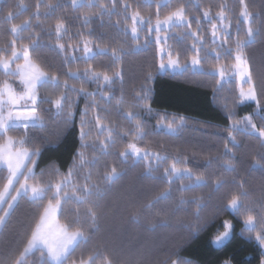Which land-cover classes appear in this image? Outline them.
<instances>
[{
	"label": "trees",
	"instance_id": "16d2710c",
	"mask_svg": "<svg viewBox=\"0 0 264 264\" xmlns=\"http://www.w3.org/2000/svg\"><path fill=\"white\" fill-rule=\"evenodd\" d=\"M37 0H0V47H4L12 39L10 33L11 24L7 21L8 11L14 14L12 23L22 25L23 21L33 16ZM42 3L61 5L51 14L45 17V10L41 9V19H32V29L22 33L23 42L28 44L30 36H38L35 51L31 52L34 59L50 73L57 74L61 82L67 78L66 73L71 67L83 72L87 66L85 59L75 56L70 58L57 47L54 29L57 19H63L67 28V35L59 42L73 45L81 40H90L93 48L99 50L93 59L88 60L95 69L115 70L122 68L123 84L117 82L112 88L110 104L102 105L107 109L106 121L114 127L113 139L115 145L108 149V154L100 152L96 139L97 129H92L85 155L90 167L80 172V182L89 171L93 173V181L101 180L105 167L115 164L122 175L114 183L103 185L102 198L93 196L90 200L98 204V220L93 235L87 244H81L75 253V258L83 257L96 252L110 256L117 264H166L171 259H183L189 264H259L262 249L254 239L244 231L243 210L236 214L231 210H225L227 199L232 194L240 191L238 185L243 183L244 190L248 193L245 201L249 207L259 211V205L264 203V147L258 132H238L236 146L233 154L225 155L224 144L228 142L227 129L230 126L228 109L235 113V119H241L245 115H253L257 127L264 126L255 110V103H243L238 101L237 84L234 80L217 84L218 76L212 71L220 65H231L232 58L223 57L219 63L215 54H210L211 43L210 25L202 19L204 8H211L212 14L226 8V14L232 21L230 43L234 46L237 37V20H239V35L245 36L246 26L239 15L241 11L240 0H169L170 7L161 8V16L174 9L181 3L186 5L190 17H201V32L205 43L200 56L204 63L202 71H191L189 68L180 73L159 72V59L157 47L154 41H149L146 46L137 47L131 39L129 29L125 34V28L131 24V20L125 24L123 9L117 0L116 14H105L102 17L92 15L90 21L85 24L82 13H95L98 8H78L73 10L71 0H41ZM109 3V0H103ZM23 3L26 7L20 8ZM135 8L139 6L140 12L147 17L149 13L154 15L155 0L152 7L146 6V0H129ZM198 4L199 7L193 5ZM249 12L253 15V27L259 28L255 36V42L245 48L250 66L257 82L264 81V0H245ZM120 24L117 25V21ZM196 25L193 23V29ZM188 30L176 27L169 31L168 47L173 57L178 53L181 65L188 64L191 60L192 40L187 35ZM142 39V38H141ZM96 44L100 48H96ZM141 45V40H140ZM123 46L125 54L122 61L116 65L110 51L101 52L100 49H111ZM32 45H30V48ZM153 74L149 82L151 88L149 103L152 111L136 109L140 120L145 126V138L135 141L142 148L151 152H159L162 156L186 161L187 167L193 172L203 173L207 186L195 188L191 192L184 193L189 203L179 205L180 193L175 191L179 182L172 185L173 198L158 205L155 209H146L144 206L153 200L167 187L163 178V167L154 172L153 177L146 175V163L143 160H135L134 157L121 163L118 153L131 138L124 136L126 130L133 128L120 114V107H126L135 103V93L145 83L148 73ZM3 76L0 74V80ZM14 82V81H13ZM69 83L80 82L69 80ZM16 85V83H14ZM51 89L56 87L49 84ZM84 87L89 92H96L97 85L88 80ZM58 93L61 89H55ZM71 95V94H70ZM44 95L41 94L43 98ZM123 96L124 105H118ZM76 100L74 108L75 116L71 124L65 122L64 115H57L56 109L48 103H38L39 115L43 120L42 128H32L29 136L41 147L39 157V169H48L55 165L61 172H67L72 164V157L80 149L79 122L80 112L86 101L83 96H72ZM99 100V97H97ZM264 103V99H262ZM101 115H105L101 113ZM186 117V123L177 133L158 129L161 119L171 120L173 117ZM243 127V125H241ZM24 129H16L10 135L19 137ZM99 139H104L100 136ZM232 146L231 144L229 145ZM232 159L235 171L225 170L224 160ZM96 160L94 167L91 166ZM211 161V163H209ZM99 174V175H98ZM223 181V186L216 191V181ZM193 197L203 198V209L200 212V220L197 221L196 206L191 203ZM89 204L77 205L68 203L65 212L79 207L83 213ZM38 212V206L28 199H20L18 206L12 212L7 225L0 228V264H10L25 243V237L29 233L33 219ZM228 220L232 224L231 235L220 246H214L213 240L218 232H223V222ZM199 225L198 230L195 227ZM27 264H41L39 251L34 250L27 257ZM99 264V262H97Z\"/></svg>",
	"mask_w": 264,
	"mask_h": 264
},
{
	"label": "snow or ice",
	"instance_id": "6c2138e0",
	"mask_svg": "<svg viewBox=\"0 0 264 264\" xmlns=\"http://www.w3.org/2000/svg\"><path fill=\"white\" fill-rule=\"evenodd\" d=\"M119 4L125 15V24L129 19L131 20L128 28H130L132 42L137 47L141 46V32H145L144 46L149 42L148 37L154 36L158 53L161 56L158 70L166 71L169 68L178 69L182 67L178 53L174 58L173 53L169 50L167 63H165L163 55L165 46L168 45L167 33L176 27L186 28L188 30L187 35L192 40L191 67L199 68L204 63L200 56L205 43L204 35L201 32V17H190L186 5L181 3L161 16V8L170 7V5L168 0H155L156 12L153 22L151 13L145 17L140 12L139 6L133 8L129 0H119ZM240 4L242 7L239 15L243 18L244 24L247 25V30L245 36L241 37L239 35V20H237V37L234 46L230 43L231 33L229 31L232 21L226 14L225 7H221L215 15L212 14L210 7L204 8L202 19L210 25L211 43L214 45L211 52L215 54L217 62L219 63L222 58V53L223 57L232 58L231 65L224 64L214 68V73L219 76L217 84L221 85L228 72L231 71L232 76L237 77L240 82L238 101L240 103L254 102L256 113L264 124V103H262L264 81L257 82L245 52V48L255 42L259 28L253 27V15L249 12L245 0H240ZM146 6L152 7V0H146ZM193 6L199 7L198 4ZM18 7L24 8L26 6L21 3ZM59 7L61 5L42 3L41 0H37L33 16L24 20L22 25L12 23L15 17L11 10L7 13L6 19L11 24L12 39L6 46L0 47V74L5 77V79L0 80V228L7 225L8 219L15 207L18 206L19 200L28 199L32 204L38 206V212L33 219L29 233L25 237L22 250L11 260L10 264H27V257L34 250L39 251L41 264H97V262L99 264H117L110 256L99 252L89 255L86 260L83 257L76 259L75 253L81 244H87L90 241L93 235L92 229L97 224L98 204H94L90 198L93 196L97 200L102 198L105 190L103 185L114 183L122 175L115 164L111 167L106 166L101 180L96 182L93 181L91 171L83 176V183L80 182L79 175L86 167H90L84 150L90 147L88 141L92 139V129L98 130L96 139L101 154L107 155L108 149L116 143L113 139L114 127L111 122L106 121L107 109L102 105L110 104L114 98L112 96L113 86L117 82L123 84L122 68L100 71L87 63L95 56L93 48L89 46L90 40L82 41V47L81 44L73 46L71 42L68 43L67 47L65 44L59 43L67 35V28L63 19H57L55 23L54 33L57 47L64 53L71 50L74 54L76 51L82 50L87 66L83 72L79 68L73 71L69 67L65 74L67 78L62 82L57 74L50 73L43 68L31 55V52L35 51L36 41L39 37L30 36V43L26 44L23 42L22 33L32 29V19L37 21L41 19L42 8L45 10V17H47ZM71 7L73 10L83 7L98 8V12L95 13H82L85 24H87L92 15L102 17L105 14H116L117 0H109V3H104L103 0H71ZM193 23L196 25L195 30H192ZM119 24L120 21L118 20L117 25ZM128 28H125V34H127ZM162 34L164 35L162 36ZM30 45H32L31 48ZM96 48L99 49L100 45L96 44ZM100 51H110L114 65L120 63L125 54L123 46L100 49ZM183 67L186 68L188 65L185 64ZM152 79L153 74L149 72L145 83L135 93V103L119 109L120 114L130 123H133V128L123 133L124 136L130 137L132 142H128L118 155L121 158V163H126L132 157L146 161V175L150 178H155L153 173L160 171L161 165H167L163 167V178L167 187L144 207L155 209L161 203L171 200L173 198L172 185L178 181L179 187L175 191L180 193L177 207L179 210L180 206L189 203L184 193L207 186V181L203 173L193 172L191 168L187 167L185 160L172 159L169 163L168 156H162L159 152H151L135 142L143 140L146 135L145 126L136 109L152 111L148 102L151 92L149 82ZM11 80L19 82V90L10 82ZM69 80L80 82V86L77 87L76 83L70 84ZM88 80L97 85L96 92H89L84 87V83ZM49 84H53L61 91L58 94L42 98L41 89L48 87ZM72 96H83L86 101L80 112V149L72 157V164L67 172H61L55 165L37 171L41 147L29 136V130L43 127L38 103L52 105L56 109V114L64 115L65 122L71 124L74 120V108L76 106V101L72 99ZM117 103L124 105L123 96ZM225 109L228 111L230 121V126L227 129L228 142L224 144L226 156L233 154V147L236 146L234 134L248 132L249 129L253 133L258 132L261 146L264 147V126L258 128L253 115H245L241 119H235V113L228 109L227 102H225ZM101 113L105 115H101ZM185 123L186 117L180 116L173 117L171 120L162 118L158 122V126L165 128L168 133L174 134ZM20 128L25 130L23 135L15 137L9 134ZM100 136H103L104 139H99ZM96 162L94 159L91 166L94 167ZM224 167L225 170L235 171V165L230 158L224 160ZM222 186L223 181L217 179L215 190L218 191ZM238 187L240 191L227 199L225 210H231L238 215L243 210L244 231L249 233L250 237L254 234L258 246L264 250V203L259 205V211L249 207L245 204L248 193L244 190L243 183ZM202 200V197H193L191 200V203L196 206L197 221L200 220V212L204 207ZM68 203L89 204L90 206L82 217L79 207L66 213L64 206ZM195 227L198 230L199 225ZM232 227L231 222L225 220L223 222L224 231L216 234L214 243L223 244L229 238ZM166 264H189V262L183 259H171ZM224 264H230V261L226 260ZM259 264H264V251L261 253Z\"/></svg>",
	"mask_w": 264,
	"mask_h": 264
},
{
	"label": "rangeland",
	"instance_id": "374dc122",
	"mask_svg": "<svg viewBox=\"0 0 264 264\" xmlns=\"http://www.w3.org/2000/svg\"><path fill=\"white\" fill-rule=\"evenodd\" d=\"M169 1V0H168ZM241 20L243 21V18L241 17ZM246 26V30H247V25H245ZM129 29V32H130V28H128ZM229 31H230V29H229ZM131 34V33H130ZM164 34H162V36H163ZM167 36H169V32L167 33ZM140 37L142 38L141 39V46H144L145 45V32H141L140 33ZM212 38V37H211ZM82 41H85V40H81L79 43H77V44H81V42ZM148 41H154L155 42V40H154V36H152V37H148ZM59 43H61V42H59ZM217 43H219V42H217ZM77 44H75V45H73V46H76ZM90 47H92L93 48V45H92V43L89 45ZM56 47H57V45H56ZM81 47H82V44H81ZM156 47H157V45H156ZM58 48V47H57ZM59 49V48H58ZM60 50V49H59ZM170 49H169V47H168V45L167 46H165V52H164V60H165V63H167V55H168V51H169ZM99 50H95L94 48H93V52L94 53H96V52H98ZM171 51V50H170ZM64 53V52H63ZM157 53H158V50H157ZM210 54H214V53H212V52H210ZM65 55H68V57H70V58H72L73 56L75 57V56H79L80 58H84V54H83V51L82 50H80V51H76L74 54L71 52V50H69L67 53H65ZM85 59V58H84ZM158 59H159V63H160V59H161V56H160V54L158 53ZM188 65V67H186V68H189L191 71H202V68H201V66L199 67V68H192L191 67V60L189 61V63L187 64ZM185 67H181V68H178V69H171V68H169V69H167L166 71L167 72H170V73H180V72H182L184 69H186ZM158 69H159V66H158ZM166 71H160L159 70V72H166ZM212 73H214V71H212ZM215 74V73H214ZM217 76H218V74H216ZM3 76V75H2ZM218 78H219V76H218ZM3 79H5V77L3 76V78H2V80ZM230 80H234L235 82H236V84H237V91H238V95H239V87H240V82H239V79L237 78V77H233L232 76V74H231V71H229L228 72V75L225 77V80L224 81H222L221 83H226V82H228V81H230ZM14 81V82H13ZM91 81V80H90ZM11 83H13V85H14V83H16V85H14L16 88H17V90H19V82L17 81V80H11L10 81ZM56 89V88H55ZM55 89H51L50 88V85L48 86V87H46V88H44V89H41V94L42 95H44L43 97H47L48 95H55V94H58V92L55 90ZM76 101V100H75ZM240 103V102H239ZM243 103H254V102H252V101H245V102H243ZM243 103H240V104H243ZM84 108V107H83ZM82 108V109H83ZM82 109H81V111H82ZM158 127V129H162V130H165V131H167L165 128H162V127H159V126H157ZM23 129V128H22ZM98 131V130H97ZM88 143H91L90 142V140L88 141ZM134 159L135 160H137L135 157H134ZM146 164H147V162L146 161H144ZM245 226V225H244ZM230 235H231V232H230ZM230 235H229V237H230ZM228 240V239H227ZM225 242V241H224ZM223 242V243H224ZM213 245L214 246H220V245H217V244H215L214 243V240H213ZM264 251V250H263ZM31 254V253H30Z\"/></svg>",
	"mask_w": 264,
	"mask_h": 264
}]
</instances>
